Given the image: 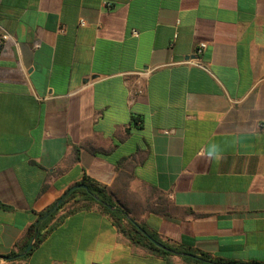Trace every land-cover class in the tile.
Returning <instances> with one entry per match:
<instances>
[{"label":"crops","instance_id":"0c3cea01","mask_svg":"<svg viewBox=\"0 0 264 264\" xmlns=\"http://www.w3.org/2000/svg\"><path fill=\"white\" fill-rule=\"evenodd\" d=\"M0 28V264H166L97 208L11 255L84 177L163 241L264 264V0H0Z\"/></svg>","mask_w":264,"mask_h":264},{"label":"trees","instance_id":"16d2710c","mask_svg":"<svg viewBox=\"0 0 264 264\" xmlns=\"http://www.w3.org/2000/svg\"><path fill=\"white\" fill-rule=\"evenodd\" d=\"M79 183L85 184L88 187V190L84 188L73 189L63 202L48 215V217L39 222L37 227L35 221L31 223L24 241L18 246V252H12L11 255L16 256L26 248L36 229H38V234L34 240L33 246L23 257L27 256L37 245H39L67 215L78 210L97 208L111 219L117 230L131 243L141 246L150 253L164 258L166 264H172L171 256L173 254L180 255L181 259L189 264H221L223 262H228L206 252L190 247H182L161 240L157 234L149 231L144 225L137 224L132 218H126L129 211L126 208L115 204V201L112 198L113 194L107 186L88 177H84L82 180L71 186ZM108 205H112L113 207L110 208ZM50 206L51 204L44 210L37 212V216H42L48 211ZM151 238L162 243L165 248L157 246Z\"/></svg>","mask_w":264,"mask_h":264},{"label":"water","instance_id":"95a60500","mask_svg":"<svg viewBox=\"0 0 264 264\" xmlns=\"http://www.w3.org/2000/svg\"><path fill=\"white\" fill-rule=\"evenodd\" d=\"M76 188H84V189L88 190V187H87L85 184H83V183H79V184H76V185H73V186L67 188V189L62 193V195H61L56 201H54V202L51 204V206L49 207L48 211H46L42 216L38 217V219L35 221V225H36V227L38 226V224H39L40 221H42V220H44L46 217H48V215H49L51 212H53V211L59 206V204H61V203L63 202V200L67 197V195H68L73 189H76ZM108 206H109L110 208L113 207L112 205H108ZM141 230H142V229H141ZM37 234H38V229L35 230V232H34L32 238H31L30 242L28 243V245L26 246L25 250L23 251V254H25L29 249L32 248L33 243H34V240H35V238L37 237ZM145 234H146V233H145ZM151 240H152L157 246H159V247H164V248H165V246H164L162 243H160V242H158V241H156V240H154V239H152V238H151ZM221 264H234V263L223 262V263H221Z\"/></svg>","mask_w":264,"mask_h":264},{"label":"built area","instance_id":"2783aa9c","mask_svg":"<svg viewBox=\"0 0 264 264\" xmlns=\"http://www.w3.org/2000/svg\"><path fill=\"white\" fill-rule=\"evenodd\" d=\"M84 22L83 20L80 21V25H83ZM9 34L5 31V30H2L0 28V55L3 51V48H4V45L6 44V41L9 39ZM205 47V43L204 42H200L198 44V50L200 51L201 49H203Z\"/></svg>","mask_w":264,"mask_h":264},{"label":"clouds","instance_id":"9594fccd","mask_svg":"<svg viewBox=\"0 0 264 264\" xmlns=\"http://www.w3.org/2000/svg\"><path fill=\"white\" fill-rule=\"evenodd\" d=\"M210 156L212 155H216V149H215V146L213 147V151L209 153Z\"/></svg>","mask_w":264,"mask_h":264}]
</instances>
